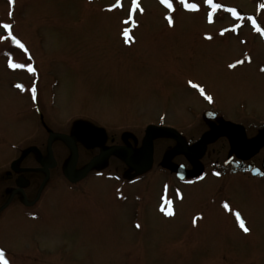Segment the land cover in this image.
<instances>
[{"label": "rangeland", "instance_id": "rangeland-1", "mask_svg": "<svg viewBox=\"0 0 264 264\" xmlns=\"http://www.w3.org/2000/svg\"><path fill=\"white\" fill-rule=\"evenodd\" d=\"M187 2L0 0V264H264V0Z\"/></svg>", "mask_w": 264, "mask_h": 264}, {"label": "snow or ice", "instance_id": "snow-or-ice-1", "mask_svg": "<svg viewBox=\"0 0 264 264\" xmlns=\"http://www.w3.org/2000/svg\"><path fill=\"white\" fill-rule=\"evenodd\" d=\"M10 3H14V0H10ZM160 3L162 5H164L167 9L171 10V11H175L174 6H173V0H160ZM178 3L180 5H182L186 10L188 11H198L199 10V6L196 3H188L187 0H178ZM205 3L213 10V12H215L217 9H219L221 7L220 4L215 3L214 0H205ZM133 4L136 5V7H139L137 0H133ZM119 6V3L118 5ZM262 8H264V5H261ZM142 11V9H141ZM229 11H232L233 14L235 15V11L230 9ZM209 16H211V13H209ZM170 26L172 25L173 21L171 19V17H167ZM127 23V22H126ZM256 21L253 20V24L255 25ZM2 27L6 30L9 31V35L11 37L12 40H15L17 45L21 48L24 47L23 44H21L19 42V40L16 39L15 36L11 35V29H12V25L11 24H4L2 25ZM259 31V29H257ZM12 67H23L24 65H20V64H13L11 65ZM33 69L29 68V71H32ZM201 92H203V89H201ZM207 99L211 100V97H207ZM225 207H227V205H225ZM239 215V214H238ZM246 232L248 231L247 228L244 229Z\"/></svg>", "mask_w": 264, "mask_h": 264}, {"label": "water", "instance_id": "water-1", "mask_svg": "<svg viewBox=\"0 0 264 264\" xmlns=\"http://www.w3.org/2000/svg\"><path fill=\"white\" fill-rule=\"evenodd\" d=\"M229 133V132H228ZM77 135L82 138L86 144L91 147L99 148L102 147L106 142V132L101 127H95L90 124H85L77 132ZM227 135V133L225 134ZM126 136H124L125 138ZM200 172V168H196L194 171L185 172L189 176H196Z\"/></svg>", "mask_w": 264, "mask_h": 264}, {"label": "flooded vegetation", "instance_id": "flooded-vegetation-1", "mask_svg": "<svg viewBox=\"0 0 264 264\" xmlns=\"http://www.w3.org/2000/svg\"><path fill=\"white\" fill-rule=\"evenodd\" d=\"M106 140H107V137H106ZM111 141V140H110ZM88 145V144H87ZM91 147V146H90ZM92 148H94V147H92ZM169 168V167H168ZM185 172H190V171H183V170H177V173H179L180 175L182 174V175H186V176H188L189 177V175H187ZM6 178H9L10 176H9V173L8 174H6ZM7 180H9V179H7Z\"/></svg>", "mask_w": 264, "mask_h": 264}]
</instances>
